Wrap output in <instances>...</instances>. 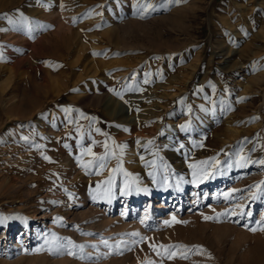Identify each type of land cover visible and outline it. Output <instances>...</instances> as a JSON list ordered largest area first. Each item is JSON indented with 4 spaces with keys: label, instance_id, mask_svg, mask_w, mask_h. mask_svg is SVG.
Masks as SVG:
<instances>
[{
    "label": "rangeland",
    "instance_id": "1",
    "mask_svg": "<svg viewBox=\"0 0 264 264\" xmlns=\"http://www.w3.org/2000/svg\"><path fill=\"white\" fill-rule=\"evenodd\" d=\"M0 264H264V0H0Z\"/></svg>",
    "mask_w": 264,
    "mask_h": 264
},
{
    "label": "bare ground",
    "instance_id": "2",
    "mask_svg": "<svg viewBox=\"0 0 264 264\" xmlns=\"http://www.w3.org/2000/svg\"><path fill=\"white\" fill-rule=\"evenodd\" d=\"M1 241H2V238H0V243H1Z\"/></svg>",
    "mask_w": 264,
    "mask_h": 264
}]
</instances>
